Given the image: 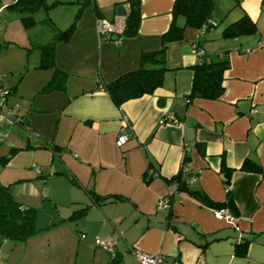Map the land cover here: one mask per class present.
I'll list each match as a JSON object with an SVG mask.
<instances>
[{
  "label": "crops",
  "instance_id": "crops-1",
  "mask_svg": "<svg viewBox=\"0 0 264 264\" xmlns=\"http://www.w3.org/2000/svg\"><path fill=\"white\" fill-rule=\"evenodd\" d=\"M16 1L2 7L16 12L12 26L19 19L27 37L10 41L17 49L0 47L10 89L0 97V182L37 207L38 230L22 241L0 233V264H142L135 248L161 251L172 264H264V0H213L217 23L204 30L174 15L176 0H140L138 32L121 46L100 40L96 21L112 20L120 5L129 13L131 0H60L68 4L61 12L48 0V12L27 11L30 29ZM246 13L257 31L224 36ZM174 21L184 35L166 44L161 86L115 103L104 84L162 48ZM73 23L69 40L55 45L54 66L41 67L55 27ZM197 49L229 58L216 96H191ZM57 72L58 85L47 89ZM125 117L132 133L119 145ZM223 164L232 169L228 185ZM181 169L197 178L158 207ZM192 189L213 203L231 194L234 219L217 218ZM98 238L113 240L116 255ZM244 239L241 255L235 245Z\"/></svg>",
  "mask_w": 264,
  "mask_h": 264
},
{
  "label": "trees",
  "instance_id": "trees-1",
  "mask_svg": "<svg viewBox=\"0 0 264 264\" xmlns=\"http://www.w3.org/2000/svg\"><path fill=\"white\" fill-rule=\"evenodd\" d=\"M14 6L22 14L23 21L27 28L33 26V16L27 15V11L48 10L53 6L48 0H17ZM213 0H176L173 13L174 15H183L186 18V25L192 27H203L207 29L217 21L213 19ZM32 14V13H31ZM128 25L126 34L132 35L138 32L141 21V3L140 0H131L130 10L127 15ZM212 20V21H211ZM52 22V21H51ZM53 23V22H52ZM255 20L245 14L232 23H228L224 29V36L235 37V35L253 33L257 31ZM54 24V23H53ZM55 27V26H54ZM183 26H179L174 21L169 30L163 36V46L159 50L144 52L140 59V65L134 70L125 72L116 79L104 84V88L109 92L112 99L117 104H121L126 99L143 96L153 93L163 83L164 75L167 70L166 62V44L169 41L181 39L184 35ZM57 30L56 37L46 44L43 48L41 67L54 66V50L56 43L67 41L73 34L75 24H71L66 29ZM228 56L224 54H202L194 65V78L191 96L213 97L223 92V81L228 64ZM63 73L57 72L54 79L47 85V89L58 85V79ZM224 175H226L227 185L230 183V171L232 169L223 164ZM182 169L173 178L179 181V189H188V181L181 176ZM191 193L207 203H211L216 208L224 207L229 212L234 208V200L229 195L227 202L213 203L208 200L204 192L198 189H192ZM96 198L108 199L109 196L95 195ZM37 207L24 206L14 195L11 186L0 182V233L2 238H8L14 241H22L31 237L37 232L35 218ZM248 240L237 241L236 251L244 255L247 252Z\"/></svg>",
  "mask_w": 264,
  "mask_h": 264
},
{
  "label": "built area",
  "instance_id": "built-area-1",
  "mask_svg": "<svg viewBox=\"0 0 264 264\" xmlns=\"http://www.w3.org/2000/svg\"><path fill=\"white\" fill-rule=\"evenodd\" d=\"M212 21V20H211ZM128 25V17L127 15H116L112 20L105 19L99 17L96 21V29L97 34L100 40H112L118 46L124 44V36L126 35ZM204 30V28L202 27ZM261 43H264V38L261 40ZM198 58L203 54L200 49H197ZM10 94V89L1 83V75H0V97L6 98ZM17 105L13 108L12 114L15 115ZM170 117H174L171 115ZM132 133V126L127 121V118H124L123 125L121 127V133L117 138V143L119 145H123L129 135ZM39 170V168H37ZM182 178H185L188 182L191 180H195L197 178L196 175H189L185 170L182 171ZM179 181L174 178L173 183L170 185L167 193L159 199L158 207H168L170 205V201L172 196L175 192L178 191ZM215 215L217 218H225L229 220L234 219V215L232 212H229L226 208L221 207L214 209ZM85 235V234H84ZM83 235V236H84ZM96 243L102 245L103 247L107 248L111 251L112 255L115 256V247L113 240H104L98 238ZM134 251L138 255L139 259L141 260L142 264H172L169 260L166 259L163 252H149L146 250H142L139 248H135Z\"/></svg>",
  "mask_w": 264,
  "mask_h": 264
},
{
  "label": "rangeland",
  "instance_id": "rangeland-1",
  "mask_svg": "<svg viewBox=\"0 0 264 264\" xmlns=\"http://www.w3.org/2000/svg\"><path fill=\"white\" fill-rule=\"evenodd\" d=\"M49 1L54 2L55 0H49ZM4 2H5V0H0V7H2V4ZM60 2L61 1L58 0V3L56 5L57 8H56V6L54 7L55 9H58L59 12H61V10H63V9H66L65 7H66V5H68V4H60ZM67 7H69V6H67ZM55 9L52 11L53 13H54ZM13 14H16V12L10 11V9L6 8V6L5 7L3 6L2 9L0 10V47L4 46L5 44H8L9 48L10 47L11 48L16 47V49H17L19 46H16V44L14 42L10 43V41L16 39L18 42V41H22L24 38L27 37L26 30L24 29V27L21 24V21L19 19L16 22V25H18L17 29L15 30L13 28L14 26H12V23H14V21H15L13 19L14 16H12ZM9 15H10V17H12V22H11L10 26H9V23H10L9 22V20H10ZM16 16H17V14H16ZM6 18H7L8 22H6Z\"/></svg>",
  "mask_w": 264,
  "mask_h": 264
},
{
  "label": "water",
  "instance_id": "water-1",
  "mask_svg": "<svg viewBox=\"0 0 264 264\" xmlns=\"http://www.w3.org/2000/svg\"><path fill=\"white\" fill-rule=\"evenodd\" d=\"M117 13L118 15H124V16L128 15L127 7L125 5H120L118 7Z\"/></svg>",
  "mask_w": 264,
  "mask_h": 264
}]
</instances>
